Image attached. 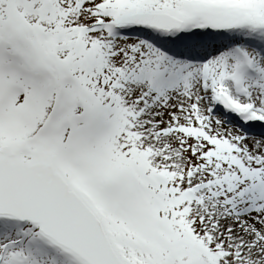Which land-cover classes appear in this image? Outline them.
Instances as JSON below:
<instances>
[{"label":"snow or ice","instance_id":"obj_1","mask_svg":"<svg viewBox=\"0 0 264 264\" xmlns=\"http://www.w3.org/2000/svg\"><path fill=\"white\" fill-rule=\"evenodd\" d=\"M0 264H264V0H0Z\"/></svg>","mask_w":264,"mask_h":264}]
</instances>
